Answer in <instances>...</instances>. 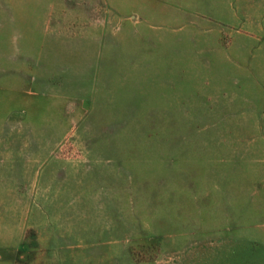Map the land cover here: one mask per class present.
<instances>
[{"label": "rangeland", "instance_id": "1", "mask_svg": "<svg viewBox=\"0 0 264 264\" xmlns=\"http://www.w3.org/2000/svg\"><path fill=\"white\" fill-rule=\"evenodd\" d=\"M261 239L264 0H0V264Z\"/></svg>", "mask_w": 264, "mask_h": 264}, {"label": "crops", "instance_id": "2", "mask_svg": "<svg viewBox=\"0 0 264 264\" xmlns=\"http://www.w3.org/2000/svg\"><path fill=\"white\" fill-rule=\"evenodd\" d=\"M215 234V233H213ZM218 234V233H217ZM219 235V234H218ZM225 235V234H224ZM227 239H231V237H227ZM259 246L264 247V241L262 239L259 242ZM230 244L227 243L226 246ZM235 246V243L232 244ZM242 246L243 249L248 248V246L252 247L256 245V243L251 244H238ZM183 251L188 252L183 254V259H181L182 264H234V256L235 251L234 247L231 249L230 247H207L201 249H184ZM192 252V253H191Z\"/></svg>", "mask_w": 264, "mask_h": 264}]
</instances>
